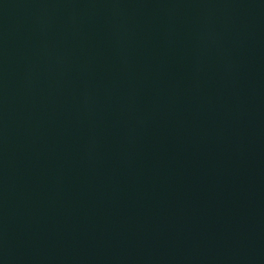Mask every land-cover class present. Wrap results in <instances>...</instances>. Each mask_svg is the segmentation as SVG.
Returning a JSON list of instances; mask_svg holds the SVG:
<instances>
[{"label": "water", "instance_id": "1", "mask_svg": "<svg viewBox=\"0 0 264 264\" xmlns=\"http://www.w3.org/2000/svg\"><path fill=\"white\" fill-rule=\"evenodd\" d=\"M0 264H264V0H0Z\"/></svg>", "mask_w": 264, "mask_h": 264}]
</instances>
